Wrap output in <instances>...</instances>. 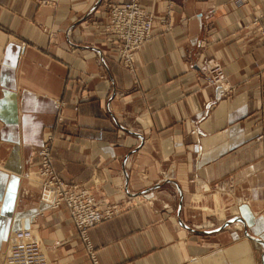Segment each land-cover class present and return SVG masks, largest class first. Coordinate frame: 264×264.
I'll list each match as a JSON object with an SVG mask.
<instances>
[{
	"label": "crops",
	"instance_id": "obj_1",
	"mask_svg": "<svg viewBox=\"0 0 264 264\" xmlns=\"http://www.w3.org/2000/svg\"><path fill=\"white\" fill-rule=\"evenodd\" d=\"M117 1L0 0V264L20 229L46 264H95L32 179L47 139L65 184L119 209L88 231L96 264H264V0H139L131 69Z\"/></svg>",
	"mask_w": 264,
	"mask_h": 264
},
{
	"label": "built area",
	"instance_id": "obj_2",
	"mask_svg": "<svg viewBox=\"0 0 264 264\" xmlns=\"http://www.w3.org/2000/svg\"><path fill=\"white\" fill-rule=\"evenodd\" d=\"M106 9L109 13L108 29L118 58L125 68L131 69L135 54L152 36L154 17L141 7L139 0H118L106 5ZM159 20L164 22L163 18ZM213 71L217 72L214 77L217 84L221 80V73L218 68ZM220 88L217 91L218 98L224 93ZM49 140L36 152L40 158L37 179L41 188V201L50 210L60 207L67 210L87 255L96 264L88 231L113 218L119 209L117 205L100 203L87 189L65 184L52 166ZM8 247L7 264H46L40 242L29 229L15 231Z\"/></svg>",
	"mask_w": 264,
	"mask_h": 264
},
{
	"label": "bare ground",
	"instance_id": "obj_3",
	"mask_svg": "<svg viewBox=\"0 0 264 264\" xmlns=\"http://www.w3.org/2000/svg\"><path fill=\"white\" fill-rule=\"evenodd\" d=\"M37 177H38V170H37V174H36V176L32 177V179H33L34 182H36V185L40 188ZM40 189H41V188H40ZM41 202H42V201H41ZM42 204H43V206H44L45 208L49 209L48 207H46V205H45L43 202H42ZM105 204H106V203H105ZM101 205H102V204H101ZM49 210H50V209H49Z\"/></svg>",
	"mask_w": 264,
	"mask_h": 264
},
{
	"label": "rangeland",
	"instance_id": "obj_4",
	"mask_svg": "<svg viewBox=\"0 0 264 264\" xmlns=\"http://www.w3.org/2000/svg\"><path fill=\"white\" fill-rule=\"evenodd\" d=\"M212 224H214V223H212ZM212 224L210 222H205L204 224L199 225V228H201V227L212 228ZM6 251L4 252L3 256H5Z\"/></svg>",
	"mask_w": 264,
	"mask_h": 264
}]
</instances>
